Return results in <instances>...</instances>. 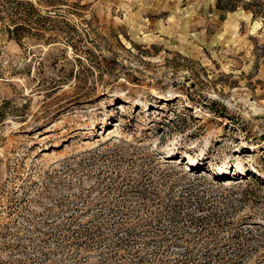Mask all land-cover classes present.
I'll use <instances>...</instances> for the list:
<instances>
[{
	"label": "rangeland",
	"instance_id": "1",
	"mask_svg": "<svg viewBox=\"0 0 264 264\" xmlns=\"http://www.w3.org/2000/svg\"><path fill=\"white\" fill-rule=\"evenodd\" d=\"M28 1L21 44L0 5V264H264V0Z\"/></svg>",
	"mask_w": 264,
	"mask_h": 264
},
{
	"label": "trees",
	"instance_id": "2",
	"mask_svg": "<svg viewBox=\"0 0 264 264\" xmlns=\"http://www.w3.org/2000/svg\"><path fill=\"white\" fill-rule=\"evenodd\" d=\"M0 5L6 10L12 22L7 28L11 40L21 44L25 38L41 36L39 32H34L35 18H41V14L33 3L28 0H5V4Z\"/></svg>",
	"mask_w": 264,
	"mask_h": 264
}]
</instances>
